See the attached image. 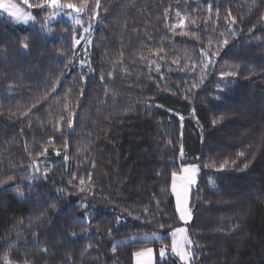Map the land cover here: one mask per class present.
I'll return each instance as SVG.
<instances>
[{
  "label": "trees",
  "instance_id": "1",
  "mask_svg": "<svg viewBox=\"0 0 264 264\" xmlns=\"http://www.w3.org/2000/svg\"><path fill=\"white\" fill-rule=\"evenodd\" d=\"M60 1L94 22L83 67L47 7L0 17V258L134 264L164 246L154 264H181L170 185L195 164L192 264H264V0Z\"/></svg>",
  "mask_w": 264,
  "mask_h": 264
},
{
  "label": "snow or ice",
  "instance_id": "2",
  "mask_svg": "<svg viewBox=\"0 0 264 264\" xmlns=\"http://www.w3.org/2000/svg\"><path fill=\"white\" fill-rule=\"evenodd\" d=\"M22 2L24 4H28V7H39V8H52L54 12H56L58 9H69L72 10L74 12H82L84 11L83 7L77 8L74 4L72 3H61L60 0H42L41 3L36 4V5H32L30 3H28V0H22ZM100 0H97V6H99ZM211 7V6H210ZM0 12L2 13H6L8 17L12 18L16 23H24L27 24L29 22V20L33 19V17L25 10H23V8L20 6V4L18 2H16V0H0ZM179 15V14H178ZM231 14L229 13V16ZM55 17L53 16L52 19H54ZM95 18V17H93ZM77 23H79V21H77ZM184 21L183 19H181L180 24L183 25ZM232 23H235V21L233 20ZM175 27V26H173ZM85 31H87V29H85ZM76 44H79L80 41H76ZM228 43L227 40L223 41V44L226 45ZM25 48H27V45H24ZM218 53H212V55H216ZM209 63H211V61H209ZM236 75V73L234 72H225V73H221V76H233ZM101 79L103 80L104 78L101 77ZM55 90V89H53ZM33 107H35V105H33ZM213 123L215 124L216 121H213ZM73 126V122L72 120L68 121V127L72 128ZM46 151V150H45ZM57 155H59V153H57ZM238 155H243V153H239ZM65 160H67V156H65ZM233 163H235L233 161ZM36 164H39V161L36 162ZM225 164H227V161H225ZM225 164H221L220 168L223 169L225 167ZM247 165H245L246 167ZM33 171H36V168H33ZM185 175L181 177L182 179V184H181V188L179 191H177L176 188V173L173 172L172 173V177H173V184H172V191L175 193L176 195V209L177 212L180 215V219L182 221H185V223L189 222L191 219V205L187 202L188 200V195H189V190L191 189V187L196 183L195 180V176L196 173L198 171V167L195 164H191L188 165L187 167L182 168L181 170ZM81 184L84 183L83 180H81L80 182ZM81 191H83V189H81ZM22 195V193H21ZM88 207L87 204L84 205V208L86 209ZM117 223H120L119 218H117ZM111 231V230H110ZM185 232V229L180 228L177 229L176 232L173 233V236L175 237L176 233H181L183 234ZM191 241H189L187 239L186 236L181 237L180 241H177L176 239H173V243H172V247H171V252L172 254H174L176 257L179 258V261L181 262V264H192L191 261V251L190 248H187L186 245H190ZM115 251V248L113 249ZM151 249L147 250V258L143 259V260H137V264H152V260H151ZM146 253L144 252H138L136 253L137 257H143L145 256ZM166 251L164 248L160 249V256L161 258H165L166 257ZM3 260V264H11V260L10 257L7 253H5L3 255L2 258H0Z\"/></svg>",
  "mask_w": 264,
  "mask_h": 264
},
{
  "label": "rangeland",
  "instance_id": "3",
  "mask_svg": "<svg viewBox=\"0 0 264 264\" xmlns=\"http://www.w3.org/2000/svg\"><path fill=\"white\" fill-rule=\"evenodd\" d=\"M25 6H28V4H25ZM48 9H50V17L47 18L49 24L54 23V22H57V21H64L66 23H69V24L73 25L74 28L76 29V34H75V39H74V49H75V54H76L77 65H79L81 67L85 66L86 65L85 63H87V60L84 57H80V54L81 55L84 54L85 51H86V47L88 49L90 47V45H91L92 33H93V28H94L93 27L94 26V22L93 23L84 24L82 22L81 12L77 13V12H74V11L69 10V9H58L56 12H54L52 8H48ZM23 10L27 11L31 15L29 9L23 8ZM53 16L55 17L54 19H52ZM0 17L6 19V20H8V21H10V22H12V23H14L16 25L33 26L36 23V21H35V19H34L33 16H32L33 19L29 20V22L27 24H24V23H16L12 18L8 17L6 13L0 12ZM77 21H79V23H77ZM85 29H87V31H85ZM76 41H80V43L79 44H76L75 43ZM189 165H191V164H189ZM187 166L188 165L182 166L181 169H180V172L179 173H176L177 174L176 175V188H177V191H179L180 188H181V184H182L181 177L185 175L181 170H182V168L187 167ZM198 173H199V171H197V173H196L195 180H197ZM172 184H173V177H172V183L170 185V189H171V193H172V196L174 198L175 207H176V195L172 191ZM194 185L189 190V195H188V200H187L188 203H189L191 191H192ZM176 211H177V209H176ZM178 215H179V213H178ZM179 218H180V215H179ZM182 222H183V224H182L181 227H178V228H176L175 230H173L171 232V240H172V243H173V239H176L177 241H180L182 235L183 236H186L187 239L189 241H191V239H190V237L188 235V230H187L188 229V225L187 224L189 222H187V223H185V221H182ZM180 228L185 229V232L183 234L176 233V235L174 237L173 236V233L176 232V230L177 229H180ZM133 238H156V239H158L159 237H158V234H142L140 236L130 237V239H133ZM172 243H171V247H172ZM186 247L187 248H190V251H191L192 250V242H191L190 245H186ZM161 248H164L165 251H166V254H167L168 250L164 246H160L158 248V250H155L153 247H148V248H144L142 250L137 251L136 253H138V252H144V253H146V255L143 256V257H137L136 256V253H135L134 254V264H137V260L138 259L139 260H143V259H146L147 258V250L148 249H151L152 250V252H151V260H152V264H154V259H155V254L156 253L159 256V258L162 259L161 256H160V249ZM170 252H171V249H170Z\"/></svg>",
  "mask_w": 264,
  "mask_h": 264
}]
</instances>
